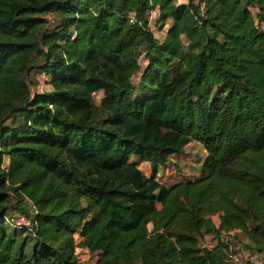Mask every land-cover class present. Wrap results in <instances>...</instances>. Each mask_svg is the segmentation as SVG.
<instances>
[{"label":"trees","instance_id":"obj_1","mask_svg":"<svg viewBox=\"0 0 264 264\" xmlns=\"http://www.w3.org/2000/svg\"><path fill=\"white\" fill-rule=\"evenodd\" d=\"M263 25L264 0H0V264H85L80 247L88 264H231L235 231L264 253ZM192 141L201 178L161 183ZM13 197L32 230L7 220Z\"/></svg>","mask_w":264,"mask_h":264},{"label":"rangeland","instance_id":"obj_2","mask_svg":"<svg viewBox=\"0 0 264 264\" xmlns=\"http://www.w3.org/2000/svg\"><path fill=\"white\" fill-rule=\"evenodd\" d=\"M253 13L255 16H257V10L256 9H252ZM46 18L48 19V28L50 30H54L57 29L60 25H61V18H59L56 15H47ZM171 25V22L166 24L165 26H163V24H161L158 21V13H154L152 12L150 15V26L151 29L154 31V33L156 34V36L158 37V39L161 41L165 38V30H167ZM264 27V25H263ZM143 59V58H142ZM27 82L31 85L32 91L34 93L37 92H45V91H49L51 89L49 83H48V77L43 74L41 71L39 72L38 69L31 71L30 73H28L27 77ZM103 97V93L99 92L96 95V102L98 104H100L101 99ZM16 119V118H15ZM22 121H19L18 119H16L15 121L12 120V126L21 124ZM11 123V122H10ZM184 151V150H183ZM194 155V156H191ZM174 160H172V163L169 164L168 166L172 169L177 171V173H175V175H168V177L170 178L169 180H177L179 175L181 176L182 179H186L188 177H191L192 174H190V172H198V165L199 162H201L204 159V150L203 147L196 144L195 147H192V149H190L188 151V155L186 156H175L174 158H172ZM6 161V166L10 165V157H6L5 159ZM195 162V163H194ZM140 165L142 164L141 161H139ZM204 161L201 162V166L203 165ZM145 164L143 163L141 165V169L145 170ZM151 172V169H150ZM12 204L14 206L13 208V212L15 215H20V214H30L32 215V212H30L32 205L29 202V199H18L16 197H13V201ZM160 207V204H159ZM24 212V213H23ZM214 220H218V216H214ZM153 225H150V228H152ZM228 239L226 240H232V242L234 243V245L236 244L238 245H244V240L246 238V236L243 234H231L228 235ZM23 238L29 239L31 241V236H30V232H26L23 234ZM202 243L205 244L206 243V239H202ZM214 243V241H213ZM235 247V246H234ZM84 255H90V253L88 251L84 252ZM95 259V257L93 258V260Z\"/></svg>","mask_w":264,"mask_h":264},{"label":"built area","instance_id":"obj_3","mask_svg":"<svg viewBox=\"0 0 264 264\" xmlns=\"http://www.w3.org/2000/svg\"><path fill=\"white\" fill-rule=\"evenodd\" d=\"M32 215H14L12 217L7 218L10 224L16 228L29 229L32 230L35 224V215L38 213L34 205L32 204ZM231 235V234H229ZM229 237L227 236L226 239ZM228 244V251L226 252V260L231 264H264V253L258 252L256 250L246 248V247H238L236 244L232 242V240H226ZM205 246V245H204ZM235 246V247H234ZM85 251H88L86 248L80 247L78 249L79 259L82 263L88 264L93 263L96 260V256L94 254L84 255ZM95 259L93 260V258Z\"/></svg>","mask_w":264,"mask_h":264},{"label":"crops","instance_id":"obj_4","mask_svg":"<svg viewBox=\"0 0 264 264\" xmlns=\"http://www.w3.org/2000/svg\"><path fill=\"white\" fill-rule=\"evenodd\" d=\"M182 1H185V0H182ZM154 13H158L159 14V10L158 9H155L154 11H153ZM151 15V14H150ZM170 23V22H169ZM172 24V23H171ZM171 26V25H170ZM169 29V28H168ZM167 29V30H168ZM167 30H165V33H166V31ZM51 90V89H50ZM49 90V91H50ZM101 92V91H100ZM99 93V92H98ZM97 93V94H98ZM103 93V92H102ZM103 96H104V93H103ZM103 98V97H102ZM196 144H198V145H200V146H202L199 142H196V141H192V142H190L186 147H185V149H184V151L183 152H181V153H178V154H175L172 158H174L175 156H180V155H182V156H186V155H188V151L190 150V149H192V147H195L196 146ZM203 147V146H202ZM203 150H204V159L202 160V161H205V159H206V156H207V152H206V150L203 148ZM191 156H194V155H191ZM133 160L135 161V162H137V163H139V161H141L140 160V158H138V157H134L133 158ZM172 160H174V159H172ZM201 161V162H202ZM201 162H199V165H198V172H196V171H194V172H190V174H192V176L191 177H188V178H186V179H192V180H198L199 178H201V175H202V173H201ZM141 163L143 164H145L146 166H145V172L149 175V176H151L152 175V168H151V165L149 164V163H147V162H144V161H141ZM195 163V162H194ZM141 164V165H142ZM141 165H140V163H139V166L141 167ZM150 169H151V172H150ZM175 173H177V171H175V170H172L169 166H162V167H160L159 168V172H158V175H157V179L161 182V183H163V184H165V185H167V186H173L174 184H176V183H178L179 181H182V180H184V179H182L181 178V176L179 175V177H178V179L177 180H169L170 178L168 177V175H175ZM172 175V176H173ZM215 216H218V220L216 221V220H214V216L212 217L213 218V220H214V222L216 223V225H219L220 224V216L219 215H215ZM240 232L241 231H235V232H232V233H230V234H240ZM207 240H206V243L204 244L205 246H207V247H214L215 245H216V243L218 242L217 240H214V238L213 237H211V236H208L207 238H206ZM213 241H214V243H213Z\"/></svg>","mask_w":264,"mask_h":264}]
</instances>
